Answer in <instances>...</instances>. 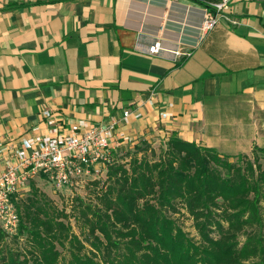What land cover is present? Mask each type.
<instances>
[{
  "label": "crops",
  "instance_id": "0c3cea01",
  "mask_svg": "<svg viewBox=\"0 0 264 264\" xmlns=\"http://www.w3.org/2000/svg\"><path fill=\"white\" fill-rule=\"evenodd\" d=\"M205 8L0 0V171L22 140L73 125L111 127L114 154L172 133L217 151L264 148V0H231L197 41ZM156 41L166 51L150 54Z\"/></svg>",
  "mask_w": 264,
  "mask_h": 264
},
{
  "label": "trees",
  "instance_id": "16d2710c",
  "mask_svg": "<svg viewBox=\"0 0 264 264\" xmlns=\"http://www.w3.org/2000/svg\"><path fill=\"white\" fill-rule=\"evenodd\" d=\"M235 158L175 133L158 151L141 141L70 213L31 183L17 235L0 228V264H264V148ZM182 210L198 239L177 224ZM22 233L27 254L7 244Z\"/></svg>",
  "mask_w": 264,
  "mask_h": 264
},
{
  "label": "built area",
  "instance_id": "2783aa9c",
  "mask_svg": "<svg viewBox=\"0 0 264 264\" xmlns=\"http://www.w3.org/2000/svg\"><path fill=\"white\" fill-rule=\"evenodd\" d=\"M230 1L217 0L203 10L197 41L225 18ZM165 51L160 41L148 50L150 54ZM172 55L189 58L191 53L176 50ZM43 116L47 117V113ZM55 132L22 140L4 160L0 171V228L8 237L17 235L19 225L12 200L30 190L34 177L42 178L58 192L71 191L99 177L113 162L111 127L81 129L80 125H73L67 135Z\"/></svg>",
  "mask_w": 264,
  "mask_h": 264
},
{
  "label": "rangeland",
  "instance_id": "374dc122",
  "mask_svg": "<svg viewBox=\"0 0 264 264\" xmlns=\"http://www.w3.org/2000/svg\"><path fill=\"white\" fill-rule=\"evenodd\" d=\"M147 143H149V145L156 149V151H158L160 144L158 140H153V139H149L148 141H146ZM141 144V142L137 143V144H132V145H127L123 148L120 149V151H117L116 154H114V159H117V161L120 162H128L129 160V156L135 151V146H139ZM219 150L218 151L220 154L226 155L231 157V161L234 162L236 160V156L238 154H240L241 152H235L230 148V144L227 143H221L219 144ZM251 151L247 152V153H243V154H250ZM106 170V169H105ZM105 174L106 171H102V174L99 175V177H97L94 180H104L105 179ZM93 181V180H92ZM92 181H87L85 184H83V186L81 187H77L75 190H67L66 192L62 191V192H58L56 190H54L50 184H48L46 181H44L41 178V181H38V179H34L31 181V183L35 184V187L43 194H45L50 200L53 201L54 205L59 209H66L67 213H70V205H71V201L73 198H75L76 196H79L81 198L87 199V183L88 182H92ZM32 196V190L30 188V190L25 193L23 196L21 197H17L14 198L12 200L14 207L16 208V210L19 211L20 210L23 211L22 206L23 204L27 203L28 198H30ZM175 218L177 219V224L183 229L184 232H186L187 234H189V236L198 239V236L196 234V231L193 229L192 227V221L190 220V218L185 214L184 210L181 211V214L179 215H175ZM70 223L74 229L75 232L76 228H75V224L74 221L72 219H70ZM78 234V233H77ZM7 244L9 245V247L17 252V253H21V254H27L28 253V249H29V243L27 241V235L26 233H22L19 234L17 236V238H11V239H7Z\"/></svg>",
  "mask_w": 264,
  "mask_h": 264
}]
</instances>
